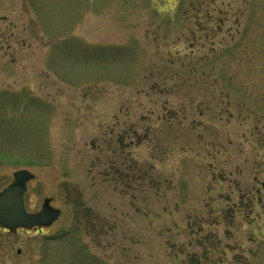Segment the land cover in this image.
<instances>
[{
  "label": "rangeland",
  "instance_id": "1",
  "mask_svg": "<svg viewBox=\"0 0 264 264\" xmlns=\"http://www.w3.org/2000/svg\"><path fill=\"white\" fill-rule=\"evenodd\" d=\"M0 264H264V0H0Z\"/></svg>",
  "mask_w": 264,
  "mask_h": 264
},
{
  "label": "water",
  "instance_id": "2",
  "mask_svg": "<svg viewBox=\"0 0 264 264\" xmlns=\"http://www.w3.org/2000/svg\"><path fill=\"white\" fill-rule=\"evenodd\" d=\"M34 177L28 169H18L13 173V181L0 191V225L9 230L17 227L30 228L50 225L60 211L50 205V198L43 200L37 212L26 210L23 194L26 182Z\"/></svg>",
  "mask_w": 264,
  "mask_h": 264
},
{
  "label": "flooded vegetation",
  "instance_id": "3",
  "mask_svg": "<svg viewBox=\"0 0 264 264\" xmlns=\"http://www.w3.org/2000/svg\"><path fill=\"white\" fill-rule=\"evenodd\" d=\"M34 228H38V229H41V227H34Z\"/></svg>",
  "mask_w": 264,
  "mask_h": 264
}]
</instances>
